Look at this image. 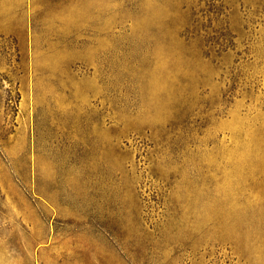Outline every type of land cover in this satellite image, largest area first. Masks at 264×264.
<instances>
[{"label":"rangeland","instance_id":"1","mask_svg":"<svg viewBox=\"0 0 264 264\" xmlns=\"http://www.w3.org/2000/svg\"><path fill=\"white\" fill-rule=\"evenodd\" d=\"M0 264H264V0H0Z\"/></svg>","mask_w":264,"mask_h":264}]
</instances>
